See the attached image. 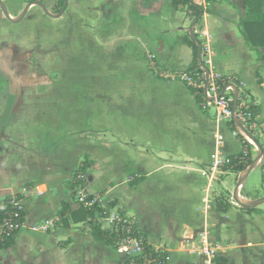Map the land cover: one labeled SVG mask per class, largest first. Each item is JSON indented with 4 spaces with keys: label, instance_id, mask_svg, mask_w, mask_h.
<instances>
[{
    "label": "crops",
    "instance_id": "crops-1",
    "mask_svg": "<svg viewBox=\"0 0 264 264\" xmlns=\"http://www.w3.org/2000/svg\"><path fill=\"white\" fill-rule=\"evenodd\" d=\"M138 1L142 3V0ZM143 1L148 5L151 2ZM247 1L190 0L192 8L179 5L175 9L172 0H152V66L128 74L129 79H125L122 89L130 98L129 102L114 104L105 99L94 104L96 107L86 103L97 110L86 116L79 111L78 104L61 103L59 94L54 95L57 100L38 103L37 119L26 111L16 117L17 94L12 87V101L0 114V157L3 155L8 163L5 170L10 174V180L0 184V202L23 193L25 219L13 244L0 250V264H93L94 257L95 264H104V249L112 248L94 241L87 222H77V217L72 215L76 207L72 201L70 179L80 169L86 177L104 174L101 186H93L88 191L86 183V190L100 194L101 208L109 214L123 213L152 247L166 251V264H211L212 257L199 254L203 244L214 257L223 256L229 264H249L248 251L264 248V243L247 241L264 216L261 170L264 142H260V160L238 188L241 202L255 205L242 207V210L228 208L224 213L210 212L212 193L218 196L227 192L231 185L235 187L242 180L243 173L211 169L212 156L217 150L215 134L220 132L222 135L223 125L215 122L212 112L199 108L186 86L156 73L181 72L190 68L193 52L188 43L193 42L198 53L199 50L203 52V61L209 62L216 74L233 75L241 81L242 90L254 105L258 118L264 119V61L261 58L264 48H251L244 38L245 25L262 14L264 8L250 12ZM59 2L0 0V26L6 23L4 16L9 23H19L25 15L31 13L33 18L41 9L49 21L59 24L60 18L68 14V7L64 10L63 6L59 7ZM135 2L132 0L131 4ZM103 3L115 9L116 0ZM250 30L253 41L264 42L253 36L255 29ZM2 40L0 35V42ZM0 51H9L4 42L0 43ZM144 54L145 58H150L151 53ZM51 75L53 80L60 81L61 74ZM3 76L8 77L5 73ZM60 89V85H53L46 91L55 94ZM142 94L143 98L148 97L144 104L150 117L159 114L160 105L171 117L165 127L157 124L154 118L146 123L135 117L122 118L129 110L134 115L135 111L139 113ZM114 110H118V117H111ZM66 114L68 118L64 117ZM179 138L189 140L191 147L176 143ZM224 147L223 140L220 152ZM241 151L240 145L239 153ZM162 152L183 158L184 164H166ZM250 154L253 160L258 156L256 151ZM129 164L134 169L129 176L143 179L135 188L129 186L132 180H127V188L134 194L145 187L152 189V203L149 202L152 220L143 210L148 203L145 205L138 198L124 202L110 181V173L128 172ZM180 189L185 191L181 199ZM255 195L257 199H253ZM179 202L189 217L170 211L171 206ZM227 204L232 205L230 201ZM193 206L195 209L191 212ZM231 212H234L232 216ZM48 220L54 221V225L46 231L38 229ZM81 224L86 227L80 229L79 234L73 233L72 237L63 230ZM223 228L227 229L225 233ZM131 244L135 247L134 242Z\"/></svg>",
    "mask_w": 264,
    "mask_h": 264
},
{
    "label": "rangeland",
    "instance_id": "rangeland-1",
    "mask_svg": "<svg viewBox=\"0 0 264 264\" xmlns=\"http://www.w3.org/2000/svg\"><path fill=\"white\" fill-rule=\"evenodd\" d=\"M63 1L65 8L68 7L67 10L64 8L68 14L60 18L59 24L49 21L42 9L39 14L35 13L33 18L30 16L31 13L25 15L24 20L19 23H9L4 16L6 23L0 26V35L3 39L0 43L4 42L9 51H0V72L8 75L11 86L16 90L17 98L14 109L16 117H20L21 112L26 111L30 113L32 118L37 119L39 117L38 103L57 100L55 97L59 94L61 103L78 104L79 111L86 116L90 112L95 113L94 111H97L92 109L89 104L85 105L86 103H91L96 107L94 104L101 103L105 99L114 104L129 102L130 98L122 89L125 79H129L128 74H132L138 68L146 70L148 66H152V62H150L152 58V0L149 5L148 3L143 4L145 3L143 0L142 3L136 0L133 4H131L132 0H116L115 9L108 8L103 3L105 0ZM133 5L134 8H132ZM42 16L43 20L41 19ZM145 52L151 53L150 58L144 57ZM51 74L54 76L61 74L60 81L53 80ZM168 80L170 81V79ZM176 81L184 85V83ZM53 85H60L59 92L61 93L53 94L51 91H46ZM43 91L46 92L43 93ZM147 101L148 97L143 98L142 94L140 98L142 107L139 113L135 111L134 115L133 111L129 110L124 112L122 118L134 119L135 117L136 119L139 118L142 123L154 118L157 124L165 127V124L170 122L171 117L163 111L161 105L159 106L160 110L158 109L159 114L150 117L147 111L148 107L144 104ZM25 104H29L30 107H25ZM64 117L68 118L69 115L66 114ZM111 117H118V110L112 111ZM221 133L225 142V147L221 150L222 157L239 153V140L232 136L231 131L223 126ZM176 143H180L185 148L191 147V142L184 138H179V142ZM162 156L166 164L176 163L181 166L184 164L183 158H176L168 153L164 154V152H162ZM6 165L8 163H5L2 155L0 157L1 185L10 180V174L5 170ZM127 171L109 174L115 191L126 203L134 201L136 198L139 202H144L145 205L148 203L147 209H143V207L142 209L150 214L152 220V205H150L152 203V196L150 195L152 189L145 187L139 193L134 194L127 188V180L128 182L135 180L134 176H129L134 171L130 164ZM103 175L95 173L87 176V190L89 191L93 186H101L104 182ZM178 191L182 193V195L178 193L181 199L185 191L182 189ZM235 192L237 195L240 194L236 185L234 187L233 184L227 192L220 193L218 196L212 193V196L209 197L208 210L217 212L216 208L219 204L225 206L226 209L242 210L244 207L242 208L233 200ZM257 197L255 195L253 199H257ZM225 199L231 202V207ZM190 208L192 209L191 212H194L195 206ZM263 208L264 206H262ZM170 211L176 215L189 217V213L185 212V207L181 202L171 206ZM105 212L108 215V212ZM233 214L234 212H231V216ZM111 215L121 216L123 213L115 211L109 217ZM263 218L258 221L257 228L247 238L250 243H264ZM127 221L133 225L131 219L127 218ZM99 223L103 229L110 228L108 222L100 221ZM85 227L84 224H81L77 227H66L63 230L67 236L72 237L73 233L79 234L80 229ZM226 230L223 228V233ZM239 240L242 239L239 238ZM125 243L119 241L115 243L112 249L106 247L107 249H104L106 252L105 258H103L104 264H125L126 261L134 258L135 253L126 250L127 248L118 251V247L121 249L122 246H129H126ZM248 255L249 264H264V248H253L248 251ZM237 256L239 257V255ZM94 261L95 257L92 263H97Z\"/></svg>",
    "mask_w": 264,
    "mask_h": 264
},
{
    "label": "built area",
    "instance_id": "built-area-1",
    "mask_svg": "<svg viewBox=\"0 0 264 264\" xmlns=\"http://www.w3.org/2000/svg\"><path fill=\"white\" fill-rule=\"evenodd\" d=\"M203 52L199 50L198 65L193 69H186L181 72L166 73L156 72L158 76L164 79L178 80L192 92V96L200 97L199 107L204 112H212L215 122L222 124L229 129L232 136L239 140L242 147L241 153L246 156L251 151L258 152L260 142H264V119H259L255 112L254 105L246 97L242 90L241 81L233 76H220L211 68L209 62L203 61ZM223 136L220 132L215 134L216 152L212 156L211 169L223 170L232 163L231 155L222 157L220 149L223 146ZM222 157V158H220ZM248 168V167H247ZM86 174L80 169L75 172L70 179V188L72 192L73 205L90 209L94 206H100L102 197L100 194H91L86 190ZM24 194H15L4 200L0 207L2 219L0 222V246L7 240L14 238L16 232L23 227L25 219L24 210ZM105 212L104 218L100 221H105L110 224L115 232H119L117 226L121 224L128 230L134 225L129 224L126 217L113 216L109 217ZM54 221L48 220L43 225L38 226V229L48 230L54 225ZM129 227V228H128ZM126 242V246H122L118 251L123 249L131 250L135 256H140L144 260L143 264H150L151 261H146L142 256V249L138 246L135 240H122ZM121 242V241H120ZM134 242L135 247H132ZM122 245V244H121ZM162 249H156L155 252H160ZM164 251V250H163ZM200 255L214 258L212 251L208 246L203 244L199 249Z\"/></svg>",
    "mask_w": 264,
    "mask_h": 264
},
{
    "label": "trees",
    "instance_id": "trees-1",
    "mask_svg": "<svg viewBox=\"0 0 264 264\" xmlns=\"http://www.w3.org/2000/svg\"><path fill=\"white\" fill-rule=\"evenodd\" d=\"M64 4L63 0H60L59 7H62ZM256 4V6H255ZM179 5H186L188 9L192 8L190 5V0H172V6L177 9ZM246 5L248 7V10L250 12L255 13L254 11L259 8H264V0H249L246 2ZM198 15V13H197ZM247 25V26H246ZM245 25V34L244 38L246 43L251 48H264V42L257 43L253 41L252 35L250 34V29H255L256 33H254L253 36H256L257 38H261L264 41V12L257 16V18L254 21L249 22V24ZM188 45L191 47L193 52V63L190 66V69L195 68L198 65V48L193 42H189ZM262 60L264 61V53H262L261 56ZM191 95L192 92L190 91ZM195 99L196 104L199 106L200 97L197 96ZM200 108V107H199ZM201 109V108H200ZM202 110V109H201ZM231 158H233L232 163L228 165L227 167L223 168L226 172H233V173H243L247 167H249L252 162L253 158L251 154L244 156L241 152L235 155H231ZM262 170V186L264 191V164L261 165ZM143 178L139 177L132 181L129 186L132 188H135L137 186V183L141 182ZM4 200L0 202V207L3 205ZM64 206L62 209H65ZM217 211L219 212H225L226 207L219 204L217 206ZM245 211H250L249 209H244ZM72 215L77 217V222H87V225L90 228V235L92 239L96 242H102L105 245L113 248L115 243L122 241V240H135L139 247L142 249V256L145 257L146 261H151L150 264H166L167 263V257L168 254L166 251H160L155 252V248L152 247L146 240L145 236L141 234L139 231L135 229V227H128L129 230L125 227L119 224L117 228L119 229V232H115L112 228L109 229H103L100 226L99 220L104 218L105 216V210L101 208L100 206H94L90 209H85L82 207H77L73 212ZM122 217H125L124 215H121ZM2 219V213L0 212V222ZM19 233L16 232L14 238ZM14 238L7 240L4 244L0 246V250L10 247L13 244ZM144 260L140 258V256H134V258L130 259L129 261H126L125 264H143ZM211 264H229L227 259L223 256H215L211 262Z\"/></svg>",
    "mask_w": 264,
    "mask_h": 264
},
{
    "label": "water",
    "instance_id": "water-1",
    "mask_svg": "<svg viewBox=\"0 0 264 264\" xmlns=\"http://www.w3.org/2000/svg\"><path fill=\"white\" fill-rule=\"evenodd\" d=\"M65 8V5H63V9ZM6 87H10L12 88V86H8V83L5 82V78L4 76L0 77V90H3L5 89ZM10 101H12V98L10 100H7L5 104L3 105H0V114H1V111H3L4 109H6L9 105H10ZM261 148L260 146H258V156L257 158L253 161V163L245 170V172L243 173V178L242 180L236 185V189L239 188V186L244 182L247 174L249 173V171L257 164V162L260 160L261 158ZM233 200L240 206L246 208V207H253L255 205L254 204H251V205H246L244 203L241 202V200L239 199V196L236 194V192L234 193V197H233Z\"/></svg>",
    "mask_w": 264,
    "mask_h": 264
},
{
    "label": "flooded vegetation",
    "instance_id": "flooded-vegetation-1",
    "mask_svg": "<svg viewBox=\"0 0 264 264\" xmlns=\"http://www.w3.org/2000/svg\"><path fill=\"white\" fill-rule=\"evenodd\" d=\"M4 73L0 72V77H2ZM5 82L8 83V86L11 85L10 80L7 76H4ZM13 96L12 88L6 87L3 90H0V105H3L6 103L7 100H10Z\"/></svg>",
    "mask_w": 264,
    "mask_h": 264
},
{
    "label": "bare ground",
    "instance_id": "bare-ground-1",
    "mask_svg": "<svg viewBox=\"0 0 264 264\" xmlns=\"http://www.w3.org/2000/svg\"><path fill=\"white\" fill-rule=\"evenodd\" d=\"M190 91V90H189ZM244 203V202H243Z\"/></svg>",
    "mask_w": 264,
    "mask_h": 264
}]
</instances>
